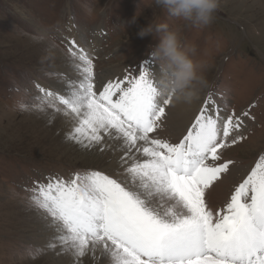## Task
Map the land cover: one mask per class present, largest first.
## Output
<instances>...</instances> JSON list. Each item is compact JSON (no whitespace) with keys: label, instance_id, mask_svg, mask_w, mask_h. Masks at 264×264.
<instances>
[{"label":"snow or ice","instance_id":"1","mask_svg":"<svg viewBox=\"0 0 264 264\" xmlns=\"http://www.w3.org/2000/svg\"><path fill=\"white\" fill-rule=\"evenodd\" d=\"M37 38L46 34L37 29ZM67 67L79 79L58 92L35 82L32 103L21 112H51L67 118L66 139L85 150L105 142L122 153L113 175L74 171L47 176L25 188L43 245L27 244L22 255L54 253L66 264H264V153L234 185L228 199L213 205L209 191L236 169L223 150L247 137L249 111L230 114L208 93L184 128H169L172 97L143 66L121 80L97 85L94 58L74 38L64 37ZM19 91V89H17ZM30 94V90H28ZM254 119V118H253ZM179 135L178 142L160 133Z\"/></svg>","mask_w":264,"mask_h":264},{"label":"rangeland","instance_id":"2","mask_svg":"<svg viewBox=\"0 0 264 264\" xmlns=\"http://www.w3.org/2000/svg\"><path fill=\"white\" fill-rule=\"evenodd\" d=\"M101 7L102 13L89 15L88 9ZM70 22L88 44L102 29L101 50L92 55L97 85L99 78H126L141 66L148 72L152 62L162 69L163 61L154 55L162 33L137 34L148 24L179 29L182 44L196 47L193 59L207 65L200 104L211 92L227 113L250 112L247 139L223 150V158L242 160L248 173L264 153V0H221L212 23L201 27L171 17L154 0H0V264H66L65 256L54 253L34 260L22 255L29 243L43 245L25 188L47 176L68 179L89 169L113 175L118 167L109 142L103 152L99 145L85 150L66 139L67 118L49 122L50 110L18 109L21 102H33L35 82L62 83L50 73L79 79L67 67L63 42ZM37 29L45 40L37 38ZM82 264L96 262L88 256Z\"/></svg>","mask_w":264,"mask_h":264},{"label":"clouds","instance_id":"3","mask_svg":"<svg viewBox=\"0 0 264 264\" xmlns=\"http://www.w3.org/2000/svg\"><path fill=\"white\" fill-rule=\"evenodd\" d=\"M154 3L166 10L171 17L183 20L193 27L212 23L221 6V0H154ZM102 11L103 7L99 10L88 9L90 16L99 15ZM154 33H162L160 44L154 53L163 61L161 67L164 76L159 87L161 94L172 97L175 103H193L208 86L206 63L193 59L195 45H183L177 28L169 29L166 24H148L137 35L143 38Z\"/></svg>","mask_w":264,"mask_h":264},{"label":"bare ground","instance_id":"4","mask_svg":"<svg viewBox=\"0 0 264 264\" xmlns=\"http://www.w3.org/2000/svg\"><path fill=\"white\" fill-rule=\"evenodd\" d=\"M101 31L102 29H98V31L94 32L91 44H88L83 40L82 36L79 34L77 27L73 22H70L68 24L65 33L67 37L76 39L78 41V44L84 47L85 49H87L92 56L99 53L101 50V43H102V37H100ZM152 65L153 66H150L148 68V73L150 74L149 78L159 83V81L163 78L164 73L159 66L154 64V62H152ZM119 79L120 76H118V78H114V80H119ZM107 81H109L108 77L98 79L99 85L102 83H106ZM44 86L61 93L64 91L65 88L64 83L60 84L57 82L52 84L51 86L45 84ZM201 106L202 104H200V97H198V99H196L191 104L173 102L166 109L168 114L166 123L168 127L176 129L178 132L179 129L184 128L186 125H188L191 122L192 118L197 114ZM160 134H162L164 138L170 139L171 142H178L180 138L179 135L169 136V133L167 131H163ZM109 146H111L110 152L114 154V157L118 155V159H119L120 155H122L119 149L113 143H110ZM232 160L236 161V165H237L236 169H234L231 172V174L226 175L222 181L218 182V184L214 187V189L209 191L208 198L210 202L215 206H219L223 204L230 196V193L233 190L234 185L240 182L247 175L246 166L243 164L242 160H238V159H232ZM42 242L43 244L45 243L44 240ZM59 262L62 264V261L59 260Z\"/></svg>","mask_w":264,"mask_h":264},{"label":"trees","instance_id":"5","mask_svg":"<svg viewBox=\"0 0 264 264\" xmlns=\"http://www.w3.org/2000/svg\"><path fill=\"white\" fill-rule=\"evenodd\" d=\"M3 83V80H0V84H2ZM7 99V98H6ZM10 99V98H9ZM19 99H21V97H19ZM10 101V100H9Z\"/></svg>","mask_w":264,"mask_h":264}]
</instances>
